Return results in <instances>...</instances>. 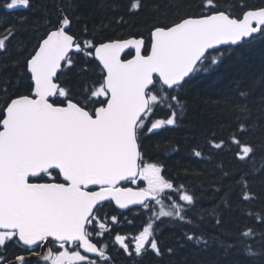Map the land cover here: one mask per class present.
Returning <instances> with one entry per match:
<instances>
[{"label":"snow or ice","instance_id":"snow-or-ice-1","mask_svg":"<svg viewBox=\"0 0 264 264\" xmlns=\"http://www.w3.org/2000/svg\"><path fill=\"white\" fill-rule=\"evenodd\" d=\"M6 6L29 7L30 0H10ZM142 7V0H130L131 11ZM200 7L207 11L154 25L147 41L144 36L84 41L70 32L72 21L66 15L40 38L25 61L29 94L7 95L0 106V247L16 240L29 254L16 256L14 264H29V256L47 243L55 246L43 256L50 264H106L107 245L93 243L94 236L104 234L99 229L109 230L94 214L105 201L121 209L140 205L150 214L137 235L115 236L126 253L139 256L150 248L160 254L156 220L185 219L182 204L172 201L166 210L164 199L170 197L165 191L175 192L187 205L194 197L165 179L160 165L145 162L141 138L145 131L176 124L183 114L177 96L167 105V119H151L162 94L182 88L205 62H220L219 46H239L253 34L264 35V7L244 11L242 18L219 10L214 0H202ZM6 31L0 51H6L14 35ZM130 48L135 55L123 59L122 53ZM80 54L89 57V63L98 61L101 78L98 86L74 93L61 86V76ZM233 142L240 147V159L252 153L251 146ZM223 143L212 146L219 149ZM123 181L145 186L121 187ZM242 235L250 237L252 230ZM0 264H5L2 255Z\"/></svg>","mask_w":264,"mask_h":264},{"label":"trees","instance_id":"trees-1","mask_svg":"<svg viewBox=\"0 0 264 264\" xmlns=\"http://www.w3.org/2000/svg\"><path fill=\"white\" fill-rule=\"evenodd\" d=\"M8 3L0 0V38L7 29L14 32L6 51H0V106L7 95L29 94L25 61L40 38L58 27L60 9L72 21L70 32L84 41L140 36L147 41L154 25L207 11L200 7L202 0H142V9L135 11L130 10V0H30L29 7L16 9H8ZM214 4L239 17L246 10L264 7V0H214ZM219 52L223 53L220 62H205L182 88L162 94L151 119H167L171 114L167 105L171 96H177L183 114L176 124L145 131L141 138L145 162L160 165L165 179L175 188L183 186L194 203L187 205L166 190L170 199L165 198V203L184 205L185 219L156 220L160 254L149 248L127 257L119 251L113 264H264V35L255 34L239 46L219 47ZM131 55L129 50L123 57ZM73 59L74 66L63 69L61 86L74 93L98 86V62L89 63L84 54ZM234 139L251 146L252 153L240 159ZM221 141V148L212 146ZM118 213L126 218L117 233L139 232L150 216L143 208L120 212L112 204L100 210L106 223ZM248 229L252 235L243 236ZM6 247L10 255L18 251L12 241Z\"/></svg>","mask_w":264,"mask_h":264},{"label":"flooded vegetation","instance_id":"flooded-vegetation-1","mask_svg":"<svg viewBox=\"0 0 264 264\" xmlns=\"http://www.w3.org/2000/svg\"><path fill=\"white\" fill-rule=\"evenodd\" d=\"M106 204H112L111 202H105L103 203L101 206H99L98 211L95 212L94 214L96 216L99 217V222H103L106 223L105 221H103L104 217L100 214V210L102 208V206L106 205ZM136 207H131L129 209H133ZM126 209V210H129ZM119 210V209H118ZM99 213V214H98ZM112 217H116V221L112 220ZM126 217L122 216L121 214H113L109 216V220L108 223H106L107 228L109 230H103V229H99V231L103 232V236L99 237L98 239L94 236L93 237V243H97L98 247H103L104 245H107V250H106V256L109 257V259L107 260L106 264H109V261L113 262L114 261V256L115 254H117V252L121 251L125 256L130 257L131 255H129L128 253H126L123 248L115 241V236L117 234L122 235V236H128V237H133L135 235L138 234V232L133 233L132 230H121L120 233H117L118 231H116L119 227H122L123 224L121 223V221L123 219H125ZM116 227V228H115ZM115 228V230L110 234V232L112 231V229ZM91 231V229H90ZM11 242L8 241L6 242V245ZM13 244L17 247L18 251L15 252V254L10 255L8 253L7 247H0V255L3 256L5 264H14V258L20 254H24L25 256H28L29 254L26 252H23V245L21 243H19L16 240L12 241ZM67 247H71V246H67ZM51 248L53 251H55V246L51 243H47L46 246L45 245H41L39 247H37L35 249V251L31 254V255H36L35 258L30 259L29 260V264H50V261H44L43 260V256L47 254L48 249ZM130 250H131V246H130ZM82 254L83 251L81 250ZM90 259H97V256L88 254ZM133 255H135L134 251H133Z\"/></svg>","mask_w":264,"mask_h":264},{"label":"water","instance_id":"water-1","mask_svg":"<svg viewBox=\"0 0 264 264\" xmlns=\"http://www.w3.org/2000/svg\"><path fill=\"white\" fill-rule=\"evenodd\" d=\"M59 14H60V18H61L62 15H65L61 9H60V11H59ZM241 18H242V16H241ZM58 26H59V25H58ZM53 30H54V29H53ZM126 39H128V38H126ZM245 39H247V38H245ZM223 46H225V45H223ZM219 47H221V46H219ZM130 49L133 50V56H134V55H135V50H134V48H130ZM127 50H129V49H126L125 52H126ZM125 52H124V53H125ZM124 53H122V56H123ZM130 58H131V57H130ZM130 58H128V59H130ZM97 62H98V61H97ZM113 203H114V205H115L116 207L119 208V206L116 205L114 201H113ZM131 206H135V205H129L127 208H129V207H131ZM125 209H126V208H125ZM32 258H33V257H32ZM29 259H31V258H29Z\"/></svg>","mask_w":264,"mask_h":264},{"label":"rangeland","instance_id":"rangeland-1","mask_svg":"<svg viewBox=\"0 0 264 264\" xmlns=\"http://www.w3.org/2000/svg\"><path fill=\"white\" fill-rule=\"evenodd\" d=\"M158 207H159V206H156L157 210H158ZM166 210H167V208H166Z\"/></svg>","mask_w":264,"mask_h":264}]
</instances>
